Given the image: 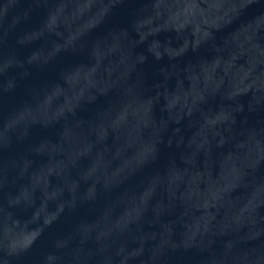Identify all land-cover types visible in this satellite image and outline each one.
I'll list each match as a JSON object with an SVG mask.
<instances>
[{"label":"water","instance_id":"water-1","mask_svg":"<svg viewBox=\"0 0 264 264\" xmlns=\"http://www.w3.org/2000/svg\"><path fill=\"white\" fill-rule=\"evenodd\" d=\"M0 264H264V0H0Z\"/></svg>","mask_w":264,"mask_h":264}]
</instances>
